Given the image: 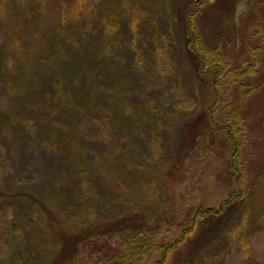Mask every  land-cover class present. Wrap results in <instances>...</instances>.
I'll use <instances>...</instances> for the list:
<instances>
[{
	"label": "rangeland",
	"instance_id": "374dc122",
	"mask_svg": "<svg viewBox=\"0 0 264 264\" xmlns=\"http://www.w3.org/2000/svg\"><path fill=\"white\" fill-rule=\"evenodd\" d=\"M194 1L121 0L124 30L109 50L105 69L93 76L91 98L83 97L82 89L92 75H82L78 62L44 97L34 92L27 101H12L0 83V264H101L97 255L108 250L107 243L94 245L97 239L86 237L89 248L83 251L81 239L72 258L60 255L63 237H82L89 228L99 231L137 216L156 227L169 218L171 224L158 226V238L169 241L179 237L194 207L227 198L234 182L227 148L215 140L209 149L203 137L202 143L191 134L209 100L178 22L181 8ZM15 3L7 9L0 0V17L17 10L10 22H3L0 50L6 34L28 22ZM211 5L199 18L205 38L221 44L235 65H252L253 52L260 61L243 93L230 96L246 119L243 160L253 202L210 224L213 232L184 256L180 250L176 259L180 257L178 264H264V43L258 34L264 27V0H225L216 15L209 12ZM91 8L89 0L68 25L72 43L65 47L83 61L93 58L95 49L87 46L82 52V27L92 18ZM56 22L53 13L44 26ZM25 34L36 54L43 31L31 28ZM63 37L54 38L53 45L65 57ZM25 76V90L38 86L32 60ZM149 104L159 122L153 121ZM74 140L91 153L82 158ZM179 221L185 223L177 225ZM230 225L240 226L246 245L212 241ZM158 258L153 254L146 264Z\"/></svg>",
	"mask_w": 264,
	"mask_h": 264
},
{
	"label": "trees",
	"instance_id": "16d2710c",
	"mask_svg": "<svg viewBox=\"0 0 264 264\" xmlns=\"http://www.w3.org/2000/svg\"><path fill=\"white\" fill-rule=\"evenodd\" d=\"M102 1L92 0L91 11H94L92 18L88 25L84 24L82 27V52L87 46L95 48L91 52L93 58L89 54L90 56H86L83 61V58L75 59L74 54L70 55L65 45L72 43L68 34L70 33L68 25L76 19L89 0H4L7 9L16 2L15 6L18 9L21 7L22 16L28 18V22L24 28L15 30L13 34H6L4 38L0 50V83L3 84V93L12 101L17 99L27 101L34 92L44 97V93L54 89L55 84L62 83L61 79L65 81L66 74L78 62L82 64V75L87 71L89 75H92L85 81L87 88L82 89L83 97L90 96L88 87L95 84L93 76L105 69L109 50L121 38L124 30L122 17L125 16L126 9L124 7L120 10L121 0H107L109 2L107 5L102 4ZM208 3L212 4L209 12L216 15L225 0H196L194 3L187 4L181 8L178 22L183 30L185 50L192 61L193 71L209 94L207 106L192 129V139H200L202 142L203 137V145L209 149L214 145L215 140L217 145H224V148H227L228 171L234 180L227 198L216 205L194 207L187 217V224L182 226L179 237L169 241L158 238L160 234L158 226H161L163 222L167 225L171 224L167 223L169 218L159 222L156 227L147 224V221L137 216L133 218L128 216L110 222L98 229L99 231L89 228L85 234L82 233V237L80 234L77 236L72 234V238L68 237L69 239L63 237L60 242L63 244L61 256L66 257L70 253L72 258L75 257L78 254V244L81 239L83 251L88 249L87 245L84 246L85 239L88 237L91 241L94 238L97 239L94 245L106 243L108 245V250L97 255L101 258V264H146L153 254L159 255L154 264H178L180 257L190 251L196 242L206 239L213 232V225L222 221L229 213L244 211L252 205L253 190L249 182L246 162L243 160V151L247 143L246 119L242 106L233 104L230 96L234 92L243 93L246 79L258 73L260 61L258 53L253 52L252 65L248 66L246 62L235 65L221 44L209 42L205 38L199 25V18L205 12L204 9ZM97 7L103 8L98 14H94ZM13 11L17 10L13 7L10 13L7 14V10L4 14L1 13L0 31L4 24L11 21ZM53 13L56 14V24L45 27L46 20L49 21ZM259 27L258 34L264 43V27L262 25ZM31 28L35 29V32L43 31L42 46L36 54L33 53L34 47L25 38V33ZM42 28H45V31ZM59 35L64 36V49L69 57H66V54L63 57V53L58 52L53 45V39ZM30 60L33 61L39 84L33 90H25V75ZM62 92L60 93L64 98L66 93L63 88ZM148 109L153 119H156L153 121L159 122L157 110H154L150 104ZM74 142L78 145L82 158L91 153L84 143L81 144L78 140ZM1 194L4 195L0 192ZM181 223L185 222L179 221L177 225ZM229 223L232 224V220H229ZM210 224H213L212 229L209 228ZM239 227L230 225L212 241L222 238L232 244L246 245ZM180 250L183 254L176 259Z\"/></svg>",
	"mask_w": 264,
	"mask_h": 264
}]
</instances>
